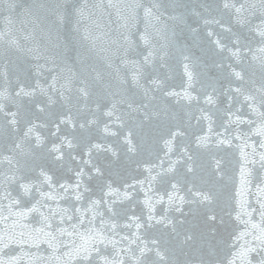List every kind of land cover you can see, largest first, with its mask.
<instances>
[{
  "label": "water",
  "instance_id": "water-1",
  "mask_svg": "<svg viewBox=\"0 0 264 264\" xmlns=\"http://www.w3.org/2000/svg\"><path fill=\"white\" fill-rule=\"evenodd\" d=\"M0 264H264V0H0Z\"/></svg>",
  "mask_w": 264,
  "mask_h": 264
}]
</instances>
